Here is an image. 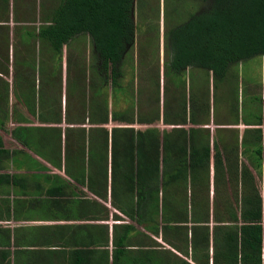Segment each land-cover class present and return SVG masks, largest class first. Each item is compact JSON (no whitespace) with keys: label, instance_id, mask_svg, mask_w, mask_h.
<instances>
[{"label":"rangeland","instance_id":"1","mask_svg":"<svg viewBox=\"0 0 264 264\" xmlns=\"http://www.w3.org/2000/svg\"><path fill=\"white\" fill-rule=\"evenodd\" d=\"M61 2L0 0V51L2 46L10 50L9 67L2 64L0 52V86L9 84L6 90L10 91L9 112L0 111V145L25 148L71 179L108 185L96 192L111 201L120 200L121 209L117 210L122 216L136 215L147 198L142 197L143 189L158 187L151 194L157 199L153 213L141 225L145 230L162 232L159 238L165 244L189 247V251L194 245L204 252L209 247L214 262L213 253L221 247L243 242L239 256L247 252L245 241L252 247L261 241L264 258V218L255 224L252 221L260 211L264 214V145L260 138L264 129V56L241 62L222 79L203 68L172 72L168 37L172 28L192 16L196 4L186 0H137L135 40L122 62L120 87L114 90L113 83L96 76L92 44H66L59 50L39 37V32L54 20ZM19 79L26 86L34 81L36 88L27 96H15L19 90L14 83ZM60 79L64 86L57 83ZM39 85L51 91L50 96L60 101L62 110L52 114L56 119H50L53 122L36 134L42 139L28 146L16 142L12 130H25L30 124L44 123L38 121L40 117L43 121L50 117L39 111ZM72 85L76 89L92 87L89 93L97 92L102 108L94 119L108 123L101 125L105 128L100 132L91 131L94 135L88 126L80 138L67 139L64 132L61 148L52 149L54 140L50 139L57 131L50 125L63 123L57 121L65 118V110L75 127L89 122L88 118L81 121L74 117L78 111L71 106H77L78 101ZM92 140L102 142V150L96 163L85 160L84 164L79 153L88 150ZM114 142L122 156L113 153ZM207 145H211L210 156ZM209 157L208 177L204 171ZM213 157L218 158L217 164ZM167 161L174 163L170 164L174 173L164 174ZM202 207L207 211L204 214L197 212ZM137 221H141L138 216ZM167 230L176 233L167 234ZM196 261L203 264L200 257Z\"/></svg>","mask_w":264,"mask_h":264},{"label":"trees","instance_id":"2","mask_svg":"<svg viewBox=\"0 0 264 264\" xmlns=\"http://www.w3.org/2000/svg\"><path fill=\"white\" fill-rule=\"evenodd\" d=\"M136 1L137 0H62L60 6L57 8L54 20L39 32V37L51 43L53 46L55 45L59 50H62L66 44H92L94 56L96 57L97 78L100 77L103 80L106 79L110 83H113V88L116 90L120 87L118 79L121 75L120 72L123 66V59L135 40L137 27L135 18ZM186 1L195 3L197 8H195L192 16L188 18L186 22L172 28L168 37V44L170 43L169 66L172 72L182 73L187 72L188 69L203 68V70L207 72H213L217 79H222L226 74L233 72L235 67L240 65L241 62L258 56H264V0ZM2 48L3 49L0 51L1 56H3L2 58L0 56V58L3 59L1 60L2 64L9 67L10 56L8 51L10 50L9 48L6 50V46L5 48L2 46ZM49 83L50 81L47 82L46 87ZM6 85L7 84H4L3 87L0 86V111L2 113L9 112L8 102L10 99V91L6 90L9 84ZM14 86L19 90L16 92L15 96L20 98L27 96L28 93H32L33 88H36L34 81H32L31 86H26L22 79L15 81ZM39 87V95L41 96V98H39V111L42 115H50V117L45 118L43 121L39 116L40 120L38 121L44 123L30 124L29 128L22 131L15 130V128L12 130L13 137L15 138L14 140L16 142L17 140L23 141V144L28 146L34 144L37 138L42 139L40 135L35 137L37 136L36 134L39 133L44 126L46 128L47 123L53 122L49 121L50 119H56L52 114L58 115L60 110H62L59 106L60 101H56L54 96H50L52 93L47 89H43L40 85ZM91 90L92 87H90L89 90L78 88L77 97L79 103L77 106H71L74 110L78 111V113L75 111L76 114L74 117L79 118L81 121L88 118L89 122L87 124L84 122L82 126L75 127L68 121L67 115L69 114H67L66 110L63 108L65 110V118L61 117L57 121H63V123H52L50 125L52 128L56 129V135L59 136V138H57L55 135L50 139L54 140L52 149L61 148L64 132L67 139H71V137L80 138V136H85V130L88 126L90 134L94 135V131L100 132V129L105 128L101 125H107L108 122L100 124L101 122H97L96 119H94L98 110L102 108L98 105L102 103L100 97L96 95L97 92L89 93ZM261 99L264 111V98L262 97ZM25 101L28 100H24V102ZM27 103L30 105L29 101ZM44 104H50V106L48 107ZM44 106L51 111H45L46 109L44 110ZM31 109L34 111L36 107H31ZM87 110L88 113L86 114ZM263 125L264 115L262 127H264ZM263 130L260 131V138L261 141L263 139L264 145ZM107 139H109V137H107ZM1 145L3 146L2 142ZM1 145L0 169H7L9 166L8 162L13 161L18 167H27L28 170L33 171L32 174L28 175L10 174L7 172L1 173V184H11V186H13L17 183L21 186L24 184L25 187L31 185L36 188V192H39V183L44 181L50 184L47 189L48 193L57 190L59 196H65L70 192L66 187L68 183L72 182L71 178L51 172L54 170L51 165L46 164L38 157H34L25 148L15 146L2 147ZM206 147L209 151L208 155L210 156L211 145H207ZM87 149L88 150L79 153V159L84 164L85 160L96 163L97 155L101 153L102 150V142L92 140ZM74 150H76V148ZM82 153H86L87 156L81 155ZM113 153L122 156V154L116 150L115 142L113 145ZM197 159L201 160L202 158ZM197 159L195 160L197 161ZM217 159V157L213 159L214 164L218 163ZM166 164L167 168L164 169V174L166 172L174 173L175 170L170 167V164L172 165L174 163H168L167 161ZM210 167L211 157H209V159L207 158L204 171L208 177L209 175L206 172H208ZM72 178L75 182L80 183L78 184V190H74L73 192L78 193L82 198L81 200L96 194L97 197L104 199L102 204L108 202V198H104L96 192V189H105L108 188V185L95 183L93 180L86 182L83 181V179L78 180L77 178L75 179V177ZM185 179L188 180V176H186ZM61 183L64 184L60 186ZM184 183L186 186V181H184ZM175 184L176 188L180 186L178 182ZM203 186L201 185V187ZM176 188L174 194L177 193ZM157 190L158 187H146L143 189L142 197L147 198L145 199V203L135 211L141 221H137L135 213H133L132 216H122L117 210L120 208L121 201L118 200L114 202L112 200L113 211L108 209L106 212H101L97 209V216L93 218L96 220V223L94 225L90 224L89 227L80 226L78 232H80L81 235L79 236L82 237L83 240L78 241L75 239V243H84V241L89 240L99 245L112 238L116 239L120 231L121 223L114 224L111 232L112 236H110V225L105 221L109 220L111 212L115 213L116 218H114L117 221L122 222L125 220V217H128L134 222L137 221L139 224H144L147 215L153 213V209L157 204L155 202L157 199L151 196V194ZM56 204L53 205L52 208H50L49 205L47 206L49 214L54 218L55 215L52 214V211H54ZM147 205L149 206L147 207ZM184 207L186 206L184 205ZM114 209H116L117 212L114 211ZM246 211V209H243L245 215ZM197 212L204 214L207 211L202 207L197 209ZM0 217L4 220H11V208H3ZM263 218L264 214L260 211L256 218H252V221H254L253 223L255 224V221H261ZM78 219H80V216ZM128 229L133 231L136 230V227L133 224L124 225L123 231H127ZM165 232H168V230ZM169 233L175 234L176 232L169 231ZM177 234L180 233L177 232ZM91 236H94V240L89 239ZM56 238L57 232H54L50 237L42 240L40 244L37 245L52 249V247L57 246L54 242ZM261 243V241L257 243V248L256 245L252 247L248 241H245L244 244L247 252L243 251L239 256L237 255L238 251L244 250L243 242L232 247H221L219 252L213 253L214 262H211V257L208 253V245V250H206V252L200 251L199 247L195 245L191 246L192 254L188 255L193 256L195 259L200 257V261L203 264H231L227 262V259L233 260L232 264H262L264 258L260 250V248L263 247ZM172 246L181 251L189 248L181 247L176 244ZM239 246H241L240 249Z\"/></svg>","mask_w":264,"mask_h":264},{"label":"crops","instance_id":"3","mask_svg":"<svg viewBox=\"0 0 264 264\" xmlns=\"http://www.w3.org/2000/svg\"><path fill=\"white\" fill-rule=\"evenodd\" d=\"M62 81L60 79L57 83L64 86ZM72 88L78 101L77 89L73 85ZM9 137L11 139V135ZM14 164L9 161L8 168L0 169V174L28 175L33 172L27 167L15 168ZM59 171L54 169L51 172L65 176ZM71 180L66 187L70 192L65 196H59L57 190L48 193L50 184L44 181L39 183V192L31 185L0 183V215L3 208H11V220L0 217V264H200L188 255L192 254L189 248L181 251L165 244L163 238H159L163 236L162 232L145 230L146 227L128 217H125L127 223L125 220L117 221L112 212L109 220L105 221L110 225V236L115 223H121L120 227L133 224L136 230L120 229L116 239L99 245L89 240L75 243V239L83 240L78 232L80 226L89 227L96 223L93 218L97 216V209L101 212L113 209L111 200L102 204L104 199L96 194L81 200L80 195L73 192L78 190L80 183ZM55 204L54 218L47 206L52 208ZM114 211L117 212L116 209ZM54 232H57L54 241L57 246L48 249L37 245ZM89 239L94 240V236Z\"/></svg>","mask_w":264,"mask_h":264},{"label":"water","instance_id":"4","mask_svg":"<svg viewBox=\"0 0 264 264\" xmlns=\"http://www.w3.org/2000/svg\"><path fill=\"white\" fill-rule=\"evenodd\" d=\"M170 44V43H169Z\"/></svg>","mask_w":264,"mask_h":264}]
</instances>
